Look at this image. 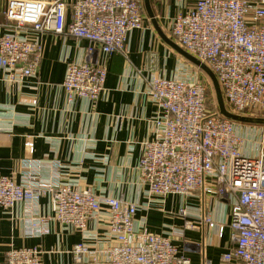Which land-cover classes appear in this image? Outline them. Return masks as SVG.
<instances>
[{"label": "built area", "instance_id": "built-area-1", "mask_svg": "<svg viewBox=\"0 0 264 264\" xmlns=\"http://www.w3.org/2000/svg\"><path fill=\"white\" fill-rule=\"evenodd\" d=\"M145 18L144 0H6L0 68L7 82L22 84L39 77L45 37L85 41L84 61L67 63L62 88L69 108L77 100L95 106L109 94V61L120 55L131 68L132 37L145 30ZM162 30L212 70L229 111L264 118V0H195L188 9L182 2ZM158 61L151 55L144 70L135 69L145 86L141 94L155 108L149 120L153 139L143 142L132 169L131 184L141 191L136 201L110 195L100 178L93 184L81 176L62 180L61 162L33 159L34 137L28 135L21 183L0 175V206L9 214L23 209L26 238L49 236L56 229L79 235L80 241L67 252L72 264H192L174 241L187 229L198 230L188 217L200 213L182 206L172 215L182 218L185 228L162 234L149 231L148 213L165 212L170 196L184 204L191 198L220 200L230 210V223L219 225L210 214L201 221L220 237L230 228L223 264H264V126L239 125L222 117L209 79L185 59L171 74ZM26 102L36 103L31 96ZM8 107L0 105V131L13 129L4 126L7 111L14 112ZM98 141L83 138L85 153L109 166L108 157L94 153ZM133 152L129 144L128 156ZM72 170L84 171V162ZM43 171L49 180L40 177ZM140 212L145 215L139 217ZM55 255L62 259L64 252L57 246H12L6 260L51 264ZM201 262L212 264L205 256Z\"/></svg>", "mask_w": 264, "mask_h": 264}, {"label": "crops", "instance_id": "crops-1", "mask_svg": "<svg viewBox=\"0 0 264 264\" xmlns=\"http://www.w3.org/2000/svg\"><path fill=\"white\" fill-rule=\"evenodd\" d=\"M182 2L187 9L195 0H150L155 18L161 28L181 9ZM6 0H0V35L6 33L5 23ZM145 30L134 32L128 63L115 55L108 65L106 87L109 90L107 99L97 105L77 100L71 108L66 101L62 88L66 76L67 63L84 61L87 43L78 42L72 37L48 35L45 37L46 49L39 77L28 79L22 84L9 83L6 73L0 68V105L10 106L14 112L7 111L4 126L11 125L12 131H0V175L13 176L21 183L26 168L22 162L28 157L25 142L28 135L34 137V160H58L62 163V180L86 178V184H93L100 178L110 195L121 194L126 199L136 201L141 193L137 186L131 184L132 169L137 166L142 154L143 142L152 140V126L149 122L155 108L148 103L141 91L145 88L136 76L135 69H145L151 55L158 58L161 70L169 74L174 72L178 61H181L172 48L159 36L149 17L144 0ZM146 73V72H144ZM35 98V104L26 102L28 97ZM96 137L99 141L94 152L98 158L108 157L109 166L94 160L86 151L83 138ZM134 145L132 157L128 156V145ZM91 153L93 151H90ZM84 162V171L75 172L73 167ZM42 179H50L49 174L42 172ZM46 203L45 200L42 202ZM184 205L192 210L188 220L198 226V230L187 229L184 236L175 241L180 252L192 259V264H202L205 256L212 264H223L222 257L228 251L231 241V230L227 226L220 237L210 232L202 223V217L211 215L219 225L229 224L230 210L226 202L211 203L208 198L199 200L191 198L184 204L180 197L170 196L166 200L165 212L148 213V229L155 234L170 229L183 230L185 222L173 216ZM145 215L140 212L139 217ZM23 209L18 207L14 214H9L0 206V264H7L6 254L13 246L39 247L45 250L57 246L64 252L63 258L53 256L51 264H72V256L67 253L80 241L79 235L61 232L56 229L51 235L41 238H26L23 227ZM185 241L188 244H185ZM94 239L90 240L93 243ZM201 247V253L198 252ZM62 260V261H61Z\"/></svg>", "mask_w": 264, "mask_h": 264}, {"label": "water", "instance_id": "water-1", "mask_svg": "<svg viewBox=\"0 0 264 264\" xmlns=\"http://www.w3.org/2000/svg\"><path fill=\"white\" fill-rule=\"evenodd\" d=\"M145 6L147 8L149 17L151 18L152 24L154 25L156 31L158 32L161 39L170 47L172 50H174L179 56L184 58L187 62L192 64L193 66L199 68L202 70L211 80L213 89L215 91L216 100L218 103V109L219 114L224 117L225 119H228L236 124L239 125H248V126H264V118H252L247 116H240L237 114L232 113L228 110L222 89L220 87L219 81L216 77V75L212 72V70L206 66L205 64L201 63L199 60L188 54L186 51L181 49L173 40L169 39L168 36L164 33L162 28L159 26L155 14L152 10L150 0H145Z\"/></svg>", "mask_w": 264, "mask_h": 264}, {"label": "rangeland", "instance_id": "rangeland-1", "mask_svg": "<svg viewBox=\"0 0 264 264\" xmlns=\"http://www.w3.org/2000/svg\"><path fill=\"white\" fill-rule=\"evenodd\" d=\"M165 33V32H164ZM173 52H175V51H173ZM176 53V52H175ZM177 54V53H176ZM178 55V54H177ZM181 57V56H180ZM182 58V57H181ZM184 59V58H183ZM187 62V61H186ZM188 63V62H187ZM190 64V63H189ZM200 70V69H199ZM208 79H209V77L202 71V70H200ZM209 81H210V83H211V85H212V82H211V80L209 79ZM213 86V85H212ZM214 94H215V91H214ZM215 97H216V95H215ZM217 105H218V103H217ZM257 111H255V113H256ZM257 127H261V126H257ZM263 127V126H262ZM264 128V127H263ZM263 131H264V129H263Z\"/></svg>", "mask_w": 264, "mask_h": 264}, {"label": "trees", "instance_id": "trees-1", "mask_svg": "<svg viewBox=\"0 0 264 264\" xmlns=\"http://www.w3.org/2000/svg\"><path fill=\"white\" fill-rule=\"evenodd\" d=\"M206 78H207V77H206ZM212 92H214L213 87H212L211 93H212ZM214 100L217 101L216 98H215V95H214ZM212 102H213V97H212Z\"/></svg>", "mask_w": 264, "mask_h": 264}]
</instances>
